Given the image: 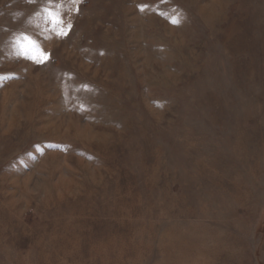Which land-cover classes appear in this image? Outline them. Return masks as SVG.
<instances>
[{"label":"rangeland","instance_id":"rangeland-1","mask_svg":"<svg viewBox=\"0 0 264 264\" xmlns=\"http://www.w3.org/2000/svg\"><path fill=\"white\" fill-rule=\"evenodd\" d=\"M0 264H264V0H0Z\"/></svg>","mask_w":264,"mask_h":264},{"label":"snow or ice","instance_id":"snow-or-ice-1","mask_svg":"<svg viewBox=\"0 0 264 264\" xmlns=\"http://www.w3.org/2000/svg\"><path fill=\"white\" fill-rule=\"evenodd\" d=\"M74 2H75V0H74ZM49 19H50L51 23L54 26L62 25V21L59 19L58 15H54V14H52L50 12L49 13ZM172 23L175 24V23H178V21L175 20V19H173L172 20ZM68 28L70 30L71 26L69 25ZM57 35H67V32L64 31V29L62 27H60V28H57ZM29 43H32V42L29 41ZM32 46L35 49V52L33 53V55L26 56L25 58L33 59V62H37V63H43V62H45L48 59L47 54L44 53L38 46H36L34 44Z\"/></svg>","mask_w":264,"mask_h":264},{"label":"bare ground","instance_id":"bare-ground-1","mask_svg":"<svg viewBox=\"0 0 264 264\" xmlns=\"http://www.w3.org/2000/svg\"><path fill=\"white\" fill-rule=\"evenodd\" d=\"M166 240H168V239H166Z\"/></svg>","mask_w":264,"mask_h":264}]
</instances>
